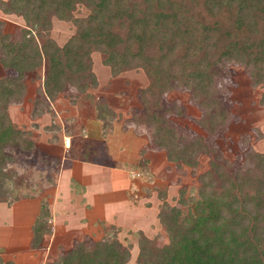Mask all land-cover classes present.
I'll use <instances>...</instances> for the list:
<instances>
[{"label":"trees","instance_id":"1","mask_svg":"<svg viewBox=\"0 0 264 264\" xmlns=\"http://www.w3.org/2000/svg\"><path fill=\"white\" fill-rule=\"evenodd\" d=\"M77 6L89 14L75 16ZM0 11L24 20L15 33L5 32L0 22V64L15 72L0 78V199L13 161L10 149H34L8 113L9 104L25 96L27 76L44 70L35 107H48L72 89L86 94L96 83L91 55L98 51L115 73L141 68L150 78L139 93L141 109L128 122L147 129L152 148L163 150L179 169L197 168L203 155L210 159V170L198 176L196 195L181 190L180 206L158 213L168 241L155 247L148 238L139 239L137 264H264V154L245 153L236 165L214 140L235 118L220 86L230 67H243L252 85L264 87V0H0ZM53 16L76 27L62 46L50 36ZM174 90L189 94L201 112L195 124L206 135H189L171 121L186 114L179 101L167 99ZM96 111L106 126V118L115 117L103 100ZM50 216L41 206L32 249L51 231ZM129 259L130 251L117 240L81 241L51 264H128ZM0 264L15 263L0 255Z\"/></svg>","mask_w":264,"mask_h":264},{"label":"rangeland","instance_id":"2","mask_svg":"<svg viewBox=\"0 0 264 264\" xmlns=\"http://www.w3.org/2000/svg\"><path fill=\"white\" fill-rule=\"evenodd\" d=\"M88 14L86 7L77 6L75 16L85 17ZM0 22L4 23V31L10 33H15L24 25L21 17L4 15L1 11ZM51 23L50 36L60 46L76 32V27L70 21L53 16ZM221 49L222 46L218 53ZM104 59V54L98 51L92 53V71L96 83L89 84L86 94L72 89L49 101L48 107H35V100L43 85L44 70L41 68L27 76L23 99L9 104L8 113L12 122L33 141L34 149L30 152L10 149L13 161L7 165L6 192L0 199V253L4 259L13 261L15 258L18 264H51L61 252L72 248L76 242L117 240L130 251L128 264H137L140 238H148L155 247L168 241L158 213L172 206L179 207L181 190L186 196L196 195L200 184L198 176L210 170L207 155L199 158L197 168L184 166L179 169L167 160L163 150L151 147L147 129L128 122L134 113L140 111L139 93L150 85V78L141 68L123 69L115 73L104 63ZM229 72L228 77L226 75L221 79L220 86L228 94L230 111L235 118L214 140L222 156L238 165L244 160L245 153L264 154V106L260 104L264 87L252 85L246 70L241 66L233 65ZM14 74V71L4 70L0 64V78ZM167 99L179 101L186 109L184 116L170 117L172 122L189 135L192 132L206 135L195 124L201 112L190 103L187 92L171 91ZM99 100H103L114 111V119L109 116L106 118L107 134H104L108 138L114 128L123 127V124L133 131L138 130L144 137V156L136 165L144 174H136L139 184L133 202L135 208L117 209L111 215H105L106 209H100L101 203L97 202V209H74V213H71L72 226L77 228L69 234H61L60 231L56 238H51L55 232L52 228L44 236L41 247L32 249L28 242L38 212L37 203L39 201L40 206L49 208L57 177L68 163L65 156L84 158L89 153L90 158L106 161L107 146L94 141L103 138L100 120L94 117ZM67 139L72 147L68 148L70 152H64L61 146V141L65 145ZM145 155L150 156V159ZM73 186L79 195L80 186L76 183ZM109 191L110 196L116 194L112 189ZM110 196L105 195L100 201ZM101 215L103 219L97 220ZM51 220L52 217L49 222Z\"/></svg>","mask_w":264,"mask_h":264},{"label":"crops","instance_id":"3","mask_svg":"<svg viewBox=\"0 0 264 264\" xmlns=\"http://www.w3.org/2000/svg\"><path fill=\"white\" fill-rule=\"evenodd\" d=\"M94 117L100 120L99 127L103 130V138L94 139V141L99 142V144L103 142L107 146L106 161H97L94 158H90L89 153L84 158L65 156L64 159L68 163L57 177L53 197L49 204L50 217H52L50 222L53 224L51 231L52 228L55 230L51 234V238H56L60 234V231L61 234H69L77 228L75 225L72 226L71 213H74V209H97V205L101 203L100 209H106L105 215H111L117 209L135 208L133 202L135 197H137L136 188L139 184L136 174H144L136 166L140 158L144 156L142 155L145 144L144 137L138 130L134 129L133 131L123 124V127H119L116 130L114 128L113 133L108 138V135H105L107 134L105 132L107 128L105 120L98 118L97 111ZM89 132L92 133L90 130ZM104 136L107 138H104ZM85 138L89 139L90 137L85 136ZM64 144L61 141L63 151L70 152L68 148L71 144ZM145 157L150 159L148 155H145ZM74 183L78 184L81 188L79 195L75 192ZM108 184L111 186H106ZM111 189L114 191L113 193H116L114 196H110L111 192L109 190ZM105 195L110 197L105 201L102 200V203L100 199ZM37 207L38 212L33 226L41 212L39 201ZM98 218H102V215L96 219L98 220ZM86 219L88 218L86 217ZM89 221L91 222V220ZM33 226L31 227V237L28 242L30 245L33 237ZM0 255L2 254L0 253ZM4 260L8 261L7 259ZM13 262L18 264L15 258H13Z\"/></svg>","mask_w":264,"mask_h":264},{"label":"built area","instance_id":"4","mask_svg":"<svg viewBox=\"0 0 264 264\" xmlns=\"http://www.w3.org/2000/svg\"><path fill=\"white\" fill-rule=\"evenodd\" d=\"M69 143H70V140H69V139H67V140H66V144H69Z\"/></svg>","mask_w":264,"mask_h":264}]
</instances>
